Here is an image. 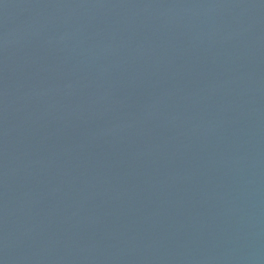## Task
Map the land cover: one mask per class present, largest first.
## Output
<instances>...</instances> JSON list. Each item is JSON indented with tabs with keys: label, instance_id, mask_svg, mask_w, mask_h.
Segmentation results:
<instances>
[{
	"label": "water",
	"instance_id": "1",
	"mask_svg": "<svg viewBox=\"0 0 264 264\" xmlns=\"http://www.w3.org/2000/svg\"><path fill=\"white\" fill-rule=\"evenodd\" d=\"M0 264H264V0H0Z\"/></svg>",
	"mask_w": 264,
	"mask_h": 264
}]
</instances>
